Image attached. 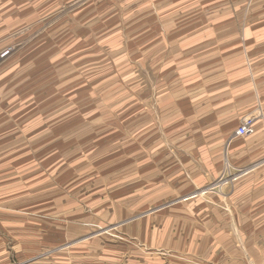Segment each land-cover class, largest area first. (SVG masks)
<instances>
[{
    "label": "rangeland",
    "instance_id": "rangeland-1",
    "mask_svg": "<svg viewBox=\"0 0 264 264\" xmlns=\"http://www.w3.org/2000/svg\"><path fill=\"white\" fill-rule=\"evenodd\" d=\"M174 1L0 0V264H175L157 208L189 191L168 173L203 135L190 30L264 26V0H212L210 19Z\"/></svg>",
    "mask_w": 264,
    "mask_h": 264
},
{
    "label": "crops",
    "instance_id": "crops-1",
    "mask_svg": "<svg viewBox=\"0 0 264 264\" xmlns=\"http://www.w3.org/2000/svg\"><path fill=\"white\" fill-rule=\"evenodd\" d=\"M230 1L235 3H226ZM212 2L188 0L190 9L207 5L208 19L215 17L208 13L214 8ZM236 2L238 6L241 3ZM237 11L238 14L239 8ZM226 14L216 13V17L230 20L231 14ZM228 22L234 28L221 25L204 31L191 29L189 33L196 36L190 40L191 49L195 46L197 53L206 56L200 66L205 68V74L200 72L205 91L193 92L186 98L195 102L190 107L195 104V109L203 110L196 120L192 119L199 125L193 130L203 135L190 141V154L180 162L183 168L173 167L168 173L176 179L184 170L191 179L186 183L190 185L188 192L164 202L173 205L167 219L174 218V234L172 237L164 229L158 241L171 245L161 249L175 256V264H264V26L242 30L239 22L236 28ZM204 37L206 43L200 44ZM192 73L196 70H190L191 78ZM249 115L257 116L255 135L236 137L240 121ZM169 128L180 133L188 129L172 124ZM170 161L168 156L159 155V163L171 164ZM226 162L235 176L229 187L217 182Z\"/></svg>",
    "mask_w": 264,
    "mask_h": 264
},
{
    "label": "built area",
    "instance_id": "built-area-1",
    "mask_svg": "<svg viewBox=\"0 0 264 264\" xmlns=\"http://www.w3.org/2000/svg\"><path fill=\"white\" fill-rule=\"evenodd\" d=\"M253 120H248L244 124H242L236 131L235 136L236 137H250L254 134V125Z\"/></svg>",
    "mask_w": 264,
    "mask_h": 264
}]
</instances>
